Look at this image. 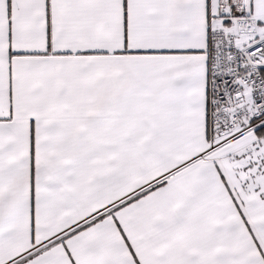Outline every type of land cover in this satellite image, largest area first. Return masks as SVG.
Wrapping results in <instances>:
<instances>
[{
    "label": "snow or ice",
    "instance_id": "6c2138e0",
    "mask_svg": "<svg viewBox=\"0 0 264 264\" xmlns=\"http://www.w3.org/2000/svg\"><path fill=\"white\" fill-rule=\"evenodd\" d=\"M0 264H264V0H0Z\"/></svg>",
    "mask_w": 264,
    "mask_h": 264
}]
</instances>
